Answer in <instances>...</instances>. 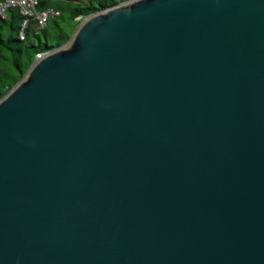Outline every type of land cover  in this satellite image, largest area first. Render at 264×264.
Wrapping results in <instances>:
<instances>
[{"label": "water", "instance_id": "95a60500", "mask_svg": "<svg viewBox=\"0 0 264 264\" xmlns=\"http://www.w3.org/2000/svg\"><path fill=\"white\" fill-rule=\"evenodd\" d=\"M42 53L0 99V264H264V0H129Z\"/></svg>", "mask_w": 264, "mask_h": 264}, {"label": "trees", "instance_id": "16d2710c", "mask_svg": "<svg viewBox=\"0 0 264 264\" xmlns=\"http://www.w3.org/2000/svg\"><path fill=\"white\" fill-rule=\"evenodd\" d=\"M129 0H39L38 10L57 14L40 27L30 19L21 38L26 17L11 9L0 16V99L5 97L26 75L38 54L64 46L81 22L92 14Z\"/></svg>", "mask_w": 264, "mask_h": 264}, {"label": "built area", "instance_id": "2783aa9c", "mask_svg": "<svg viewBox=\"0 0 264 264\" xmlns=\"http://www.w3.org/2000/svg\"><path fill=\"white\" fill-rule=\"evenodd\" d=\"M39 0H0V16L6 17L7 12L11 9H18L26 17L22 24L21 38H24V30L28 26L30 19H36L40 27H45L49 18L54 17L57 13L52 9L45 11L38 10ZM45 53L39 54L42 58Z\"/></svg>", "mask_w": 264, "mask_h": 264}]
</instances>
